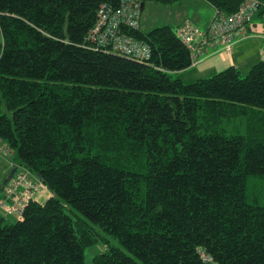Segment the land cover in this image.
I'll return each mask as SVG.
<instances>
[{
	"label": "trees",
	"instance_id": "1",
	"mask_svg": "<svg viewBox=\"0 0 264 264\" xmlns=\"http://www.w3.org/2000/svg\"><path fill=\"white\" fill-rule=\"evenodd\" d=\"M102 3L0 0V140L45 188L0 215V264H85L93 226L120 244L93 264H264V61L186 84L179 26H123L142 62L94 49Z\"/></svg>",
	"mask_w": 264,
	"mask_h": 264
},
{
	"label": "built area",
	"instance_id": "2",
	"mask_svg": "<svg viewBox=\"0 0 264 264\" xmlns=\"http://www.w3.org/2000/svg\"><path fill=\"white\" fill-rule=\"evenodd\" d=\"M143 0H120L117 8L102 3L97 9V20L89 33L94 49L109 51L142 62L150 57L147 44L135 40L121 31V28H138ZM262 27L260 32L255 27ZM178 38L189 48L193 63L197 65L215 54H232L235 45L251 39L261 40L260 56L264 61V0H244L238 9L227 13L216 9L207 30L190 22L180 26ZM1 143V140H0ZM44 187L35 182L25 170L20 172L5 190V197L14 206L6 207L10 214L19 219L25 206L36 196H42Z\"/></svg>",
	"mask_w": 264,
	"mask_h": 264
},
{
	"label": "rangeland",
	"instance_id": "3",
	"mask_svg": "<svg viewBox=\"0 0 264 264\" xmlns=\"http://www.w3.org/2000/svg\"><path fill=\"white\" fill-rule=\"evenodd\" d=\"M217 8L209 1V0H177L172 3H162L152 0H147L144 4V7L142 9L140 20H139V27L140 30L143 33H147L148 31L152 30V28L161 26V25H171L174 28H177L182 22L180 26H183L185 23L190 22L194 26L202 28V30H207L208 26L210 25L215 11ZM187 20V21H185ZM179 26V27H180ZM262 30V27H255L256 32H260ZM1 34H0V43H1ZM261 40L259 39H251L246 40L234 48L232 60L236 63V66L239 68H242L243 65L250 64L251 62L255 61L256 59L259 60V62L262 61V58L260 56V45ZM226 53L220 54V56L213 58L209 60V62L200 65L196 68L187 69L188 71H179L173 74V76L177 79H181L184 83L190 84L194 83L198 79H207L210 77H213L214 75L220 73L221 71L227 69L231 66L230 62L228 61L225 63L223 61L222 55ZM228 57H225L227 60H229V54H227ZM231 56V54H230ZM259 62H256L251 65H255ZM252 66V67H253ZM251 67V68H252ZM251 68L247 71H242L243 74H246L251 70ZM202 73L200 78H190L192 74ZM8 152V151H7ZM7 152H5V147L3 143H0V198L2 193V198L0 199V215L3 216L6 219V222L8 223H14L16 220H19L18 216L13 213L10 214L6 207L2 208L4 204H6L8 207L14 206L13 203H10L8 199L5 197V190L9 186L10 182L20 173L23 171L21 168L16 170L13 173V176L11 178L9 177V174L12 170L11 165L7 168L5 166V163L2 161H5L6 159L10 158L8 156ZM5 166L6 172L2 175V167ZM13 165V164H12ZM35 182H37L35 179H33ZM264 187L262 186V183L259 181H253L250 185V191L252 193L259 192V190H262ZM45 198L50 197V192L46 190L44 192ZM45 198H40V202H43ZM47 199V198H46ZM93 229L95 231L96 236V242L90 246L85 248L84 250V260L85 264H93V257L99 253H102L106 246H114V247H120L119 242L117 239L113 238L111 235L107 234L103 230H101L98 226H93Z\"/></svg>",
	"mask_w": 264,
	"mask_h": 264
},
{
	"label": "crops",
	"instance_id": "4",
	"mask_svg": "<svg viewBox=\"0 0 264 264\" xmlns=\"http://www.w3.org/2000/svg\"><path fill=\"white\" fill-rule=\"evenodd\" d=\"M185 21H187V20H185ZM183 23V22H182ZM181 23V24H182ZM180 24V25H181ZM179 25V26H180ZM238 45V44H237ZM235 47H236V45H235ZM234 47V48H235ZM233 51H234V49H233ZM232 55H233V52H232V54H231V56L229 55V60H227L225 57H228V55L227 54H224V55H222V56H224L223 57V61H225V63H227L228 61H231L230 62V64H231V66H235V67H237L239 70H241V71H247V70H249L253 65H251V64H254V63H256V62H259V60H255V61H253V62H251L250 64H247V65H243L242 66V68H239L238 66H236V63L232 60ZM218 56H220V54H215V55H212V56H210V57H208V58H205V60H203L201 63H199V64H197V65H193L191 68H189V70L190 69H192V68H196V67H198V66H200V65H203V64H205V63H207V62H209V60H211V59H213V58H216V57H218ZM185 71H188V70H185ZM201 74L202 73H198V75H197V73H195V74H192L191 76H190V78H192V76H194L193 78H200V76H201ZM5 163V166L8 168L10 165H11V167L13 166L12 164H13V162L11 161V159L10 158H8V159H6L5 161H2V163ZM5 166L3 165V167H2V175L3 174H5V172H6V169H5ZM1 198H2V193H1ZM0 198V199H1Z\"/></svg>",
	"mask_w": 264,
	"mask_h": 264
},
{
	"label": "water",
	"instance_id": "5",
	"mask_svg": "<svg viewBox=\"0 0 264 264\" xmlns=\"http://www.w3.org/2000/svg\"><path fill=\"white\" fill-rule=\"evenodd\" d=\"M143 6H144V4H142V8H143ZM16 169H17V166L12 167V170H11L8 178H11L13 176V173L16 171Z\"/></svg>",
	"mask_w": 264,
	"mask_h": 264
}]
</instances>
